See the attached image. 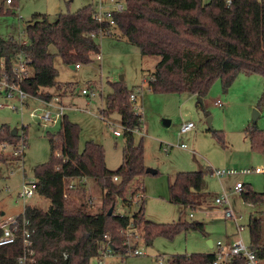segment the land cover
<instances>
[{
  "label": "trees",
  "instance_id": "trees-1",
  "mask_svg": "<svg viewBox=\"0 0 264 264\" xmlns=\"http://www.w3.org/2000/svg\"><path fill=\"white\" fill-rule=\"evenodd\" d=\"M117 1H123L125 9L121 13L111 12L112 25L106 20L95 21V7L86 5L74 14H58L54 21L47 15H34L24 28L23 41L0 37V60L4 58L7 73L10 74L12 57L22 54L31 75L21 80L19 87L32 98L49 101L53 95L46 90L62 88L56 81L53 58L57 56L70 66L88 64L99 53L100 36L116 29L118 35L114 34V38L126 39L143 57L159 58L147 80V88L153 93L203 98L215 80L227 89L238 75L257 73L263 78L260 101L264 102V0H233L230 6L224 0ZM15 2L8 8L14 7ZM4 5V0H0V16L10 13ZM11 77L17 81L15 76ZM110 88L101 115L104 118L116 114L125 129L122 163L116 170H108L102 147L93 142H87L78 152V127L67 116L55 134H48L49 160L36 166L33 174L34 192L49 200L50 205L46 211L25 206L22 213L32 232L34 264H88L92 257L111 253L126 257V231H138L146 247L156 238L172 240L188 230L205 234L204 225L196 221L180 219L157 224L146 220L142 199L136 213H115L117 199L130 203L125 196L130 183L139 185L131 192L132 199L142 194L138 178L146 173L142 143L135 144L133 134L126 131L140 125L129 102L133 91L122 81L110 83ZM11 131L7 125L0 126V145L16 147L19 136H12ZM245 131L252 147L263 150L264 133L255 126ZM12 155L1 150L0 164L24 157V153ZM85 178L92 179L102 190L101 206L94 213L88 212L84 201L69 210L64 199L68 182ZM203 182L202 171L177 173L169 186L168 201L182 208L180 214L187 208L196 209L207 199L201 193ZM76 187L74 191L84 200V184ZM240 194L245 203L264 206V193L244 185ZM247 227L250 250L264 264L263 215H250ZM21 252L20 240L0 247V264H16ZM214 255H173L166 264H210ZM230 264H244V258L234 257Z\"/></svg>",
  "mask_w": 264,
  "mask_h": 264
},
{
  "label": "rangeland",
  "instance_id": "rangeland-1",
  "mask_svg": "<svg viewBox=\"0 0 264 264\" xmlns=\"http://www.w3.org/2000/svg\"><path fill=\"white\" fill-rule=\"evenodd\" d=\"M202 1L206 3L209 0ZM114 4L110 0H16L14 7L4 5L10 13L0 16V37L23 41L24 28L36 14L47 15L50 21H54L56 15L74 14L86 5H92L101 13L114 11ZM114 34L118 35L116 29L110 31V36L99 38V53L96 56L99 55L100 59L93 56L92 62L77 69H72L55 56L53 66L57 71L56 81L62 88L60 91L56 88L46 91L60 97L65 116L77 125L78 152L84 149L87 142L100 145L105 166L113 171L122 163L126 140L122 134L120 137L113 134L112 129L122 133L118 116L112 114L103 118L101 110L105 106L106 96L111 92L110 83L122 81L129 91L134 92L135 104L143 111L144 129L141 133H133V141L135 144L142 143L145 170L150 168L157 173H146L139 178L142 194L134 199L130 194L139 185L130 183L125 195L130 203L124 204L117 199L115 213L132 215L139 210L143 200L146 220L157 224L175 223L180 219L196 221L204 225L205 234L188 230L172 240L156 238L151 246L146 247L138 231H126L128 256L104 254L92 257L88 264H166L173 255L215 252L214 248L208 247L207 240H211L214 246L217 241L224 245L235 239H242L249 245V217L257 212L264 218V206L258 205L257 211L250 209V204L245 203L241 194L234 193L232 188L238 181L256 193H264V174L227 175L218 179L210 176L209 168L264 170V149H254L245 131L255 126L264 133V102L260 101L262 76L257 73L240 74L227 89L222 87L220 80H215L205 97L200 98L201 102L198 97L186 94L153 93L147 88V80L159 58L141 56L135 46L124 38H114ZM50 51L54 52L53 49ZM16 100L14 95L8 106L16 105ZM216 101L222 106H216ZM45 108L44 103L33 98L26 99L21 112L7 106L0 108V126L7 125L19 135L24 131L26 140L22 160L0 164V222L21 215L25 206L46 211L50 205L49 200L35 192L28 199L17 197L23 185L30 187L35 182L33 169L49 160L47 136L59 129V123L45 126L37 118L29 116L35 109L41 111ZM254 111L258 113L255 122L252 121ZM166 120L169 121L168 126L163 124ZM190 122L194 124V130L180 135V127ZM181 145H185L186 149ZM12 151L9 148L2 150L5 155H12ZM198 171L203 172L210 187H220L221 191L228 193L227 206L232 211L233 219L226 218L224 207L212 204L211 197L210 210L204 207L194 210L187 208L182 214L181 207L168 201L169 186L174 176L180 172ZM73 182L75 185L84 184V200L74 191L77 186L68 192L67 208L73 210L84 201L88 212H96L101 206L100 187L92 179ZM240 228L242 230L239 232ZM134 250L141 254L134 255Z\"/></svg>",
  "mask_w": 264,
  "mask_h": 264
},
{
  "label": "built area",
  "instance_id": "built-area-1",
  "mask_svg": "<svg viewBox=\"0 0 264 264\" xmlns=\"http://www.w3.org/2000/svg\"><path fill=\"white\" fill-rule=\"evenodd\" d=\"M14 0H4L6 6H11ZM110 2H114L115 10L114 11H107L105 13L97 12L94 16V20L97 22H102L104 20L109 21L110 25L113 24L111 20V12L121 13L125 9V5L123 2L117 0H110ZM233 0H224L226 6H230ZM104 35L110 36V31L104 32ZM97 59H100L99 55L96 56ZM10 74L16 77L17 81L12 79V75L8 74L6 71V62L4 58L0 60V98L3 99V102L0 103V108L7 106L14 111H20L24 104H26V99L32 98L28 94H26L21 88L19 87V83L21 80L29 77L31 75V70L25 63L24 56L22 54H17L12 57L10 60ZM75 68H79V65H76ZM83 94L86 93L85 90L82 91ZM16 95L17 103L11 104L8 106L9 100ZM36 99V98H33ZM41 101L46 105L44 110L38 111L35 109L32 113H30V117L37 118L41 124L48 126L50 124H55L61 122L63 117L65 116V107L61 103V99L59 96H53L49 101ZM129 102L131 105V110L134 112L136 116L139 117L140 125L134 129H126L127 132L130 133H141L144 129V118H143V111L140 107H138L136 102V96L134 92L129 96ZM216 106H222L219 101L214 103ZM39 113V115H38ZM121 126V125H120ZM193 123H186L183 124L179 129V134H186L194 130ZM113 134L115 137H120L121 134H124V128L121 126V132L114 131ZM19 136L18 145L13 148L12 145L3 143L0 145L2 150L7 148L12 149V154L14 156H19L24 153L25 147V135L24 131ZM183 149H186L185 145L180 146ZM58 157V152L55 153ZM213 176L216 178H222L224 176H232V175H247V174H264V170L260 168H252V169H241L240 171L227 169V170H212ZM84 179H79L78 183H81ZM74 180L69 181L70 183L67 184L64 199H69L68 192L75 188ZM114 181H117V178H114ZM73 183V184H72ZM244 188V184L242 182H237L233 187L234 193H241ZM35 183H31L30 187L23 185L21 191L18 192L17 197L19 199H28L31 198L34 194ZM215 204L223 206L225 208L224 215L226 218L233 219L232 212L228 209V201L227 195L221 194L219 197L215 199ZM241 229L239 230V232ZM17 240L21 241L22 244V252L21 255L18 256L16 260V264H34V250H33V240H32V232L29 229V221L24 217L23 214L18 215L14 218L5 219L4 221L0 222V247H5L14 244ZM217 252L215 253V258L210 264H230V260L234 257H242L244 258V264H262L256 258V255L250 250V247L246 245L242 239L236 240L231 245L224 246L221 242H217ZM134 255L141 254L138 250L133 251Z\"/></svg>",
  "mask_w": 264,
  "mask_h": 264
},
{
  "label": "crops",
  "instance_id": "crops-1",
  "mask_svg": "<svg viewBox=\"0 0 264 264\" xmlns=\"http://www.w3.org/2000/svg\"><path fill=\"white\" fill-rule=\"evenodd\" d=\"M96 12H99V11H96ZM102 36H106V35H101L100 37H102ZM76 69V68H75ZM52 95V94H51ZM54 96V95H53ZM212 170H216V169H212V168H209V173H210V176L211 177H213V174H212ZM214 178V177H213ZM139 179V178H138ZM218 179H220V178H218ZM137 180V179H136ZM134 181H135V179H134ZM138 182H139V180H138ZM238 182V181H237ZM236 182V183H237ZM246 186V185H245ZM246 188V187H245ZM221 189L222 188H220V187H210L208 184H207V182H206V178H204V182H203V186H202V190H201V193L203 194V195H205V196H207V199H206V201L202 204V205H200L199 207L201 208V207H204V208H206L207 210H210V206L212 205V204H215V199L217 198V197H219L220 196V194H226L227 195V197H228V193H226V192H224V191H221ZM232 191H233V188H232ZM211 194H213L212 196H211ZM213 199V202L214 203H212L211 205L209 204L210 203V201H212V200H210L211 198ZM229 206V205H228ZM227 206V207H228ZM249 206V208L250 209H256L255 211H257V206L258 205H248ZM198 208V207H197ZM261 208V207H260ZM228 209H229V207H228ZM206 210V211H207ZM224 210H225V208H224ZM230 210V209H229ZM231 211V210H230ZM232 212V211H231ZM260 212H262V210H260ZM254 213H257V212H254ZM2 215H4L3 213H2ZM233 215V214H232ZM252 215V214H251ZM190 217H191V215H189ZM240 227H241V225H240ZM243 227V226H242ZM241 230H242V228H240ZM208 241H210L211 242V247H209L210 249H212V248H214L215 249V252H208V253H212V254H215L217 251L216 250H218V248H217V242H220V241H217L216 242V245L214 246V244H213V242L211 241V240H207L206 241V244H207V242ZM236 241V239L233 241V242H228V243H225L224 245H231V244H233L234 242ZM222 243V242H221ZM230 243V244H229ZM223 244V243H222ZM249 246V245H248ZM203 253H206V252H203Z\"/></svg>",
  "mask_w": 264,
  "mask_h": 264
},
{
  "label": "water",
  "instance_id": "water-1",
  "mask_svg": "<svg viewBox=\"0 0 264 264\" xmlns=\"http://www.w3.org/2000/svg\"><path fill=\"white\" fill-rule=\"evenodd\" d=\"M70 67H71L72 69L75 68V66H73V65H71ZM199 101L201 102V99H200V98H199ZM257 116H258V113H257L256 111H254L253 116H252V121H253V122L256 121ZM163 124H164L165 126H168V125H169V121H167V120H166V121H163ZM16 134H17V131H16V130H12V131H11V135H12V136H16ZM145 173L155 175V174L157 173V171H155V170H153V169H150V168H147V169L145 170ZM111 212H112V209H110V210L108 211V215H110ZM207 245H208L209 247H211V242L208 241V242H207Z\"/></svg>",
  "mask_w": 264,
  "mask_h": 264
},
{
  "label": "bare ground",
  "instance_id": "bare-ground-1",
  "mask_svg": "<svg viewBox=\"0 0 264 264\" xmlns=\"http://www.w3.org/2000/svg\"><path fill=\"white\" fill-rule=\"evenodd\" d=\"M105 21V20H104Z\"/></svg>",
  "mask_w": 264,
  "mask_h": 264
}]
</instances>
